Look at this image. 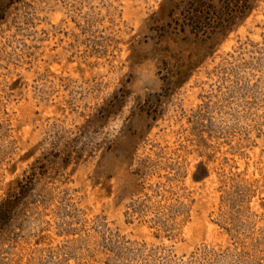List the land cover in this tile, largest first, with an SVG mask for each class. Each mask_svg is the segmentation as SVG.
Segmentation results:
<instances>
[{
    "label": "rangeland",
    "instance_id": "rangeland-1",
    "mask_svg": "<svg viewBox=\"0 0 264 264\" xmlns=\"http://www.w3.org/2000/svg\"><path fill=\"white\" fill-rule=\"evenodd\" d=\"M0 264H264V0H0Z\"/></svg>",
    "mask_w": 264,
    "mask_h": 264
},
{
    "label": "trees",
    "instance_id": "trees-1",
    "mask_svg": "<svg viewBox=\"0 0 264 264\" xmlns=\"http://www.w3.org/2000/svg\"><path fill=\"white\" fill-rule=\"evenodd\" d=\"M8 201L4 200L1 204H0V220L2 219L3 216H5L6 212H7V206L6 204Z\"/></svg>",
    "mask_w": 264,
    "mask_h": 264
}]
</instances>
